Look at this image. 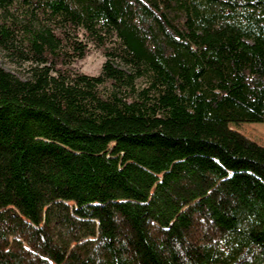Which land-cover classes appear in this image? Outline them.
Wrapping results in <instances>:
<instances>
[{
  "label": "trees",
  "instance_id": "obj_1",
  "mask_svg": "<svg viewBox=\"0 0 264 264\" xmlns=\"http://www.w3.org/2000/svg\"><path fill=\"white\" fill-rule=\"evenodd\" d=\"M0 49V264H264L230 126L264 123V0H0Z\"/></svg>",
  "mask_w": 264,
  "mask_h": 264
},
{
  "label": "rangeland",
  "instance_id": "obj_2",
  "mask_svg": "<svg viewBox=\"0 0 264 264\" xmlns=\"http://www.w3.org/2000/svg\"><path fill=\"white\" fill-rule=\"evenodd\" d=\"M106 57L102 50L95 47L90 43L88 54L81 60L77 61L76 67L89 75H96L99 73L101 65L105 61ZM0 65L12 73L23 76V71L9 61V59L4 55V52L0 49ZM231 128L238 131L245 137L252 141L264 146V123H251V122H240L230 124Z\"/></svg>",
  "mask_w": 264,
  "mask_h": 264
}]
</instances>
